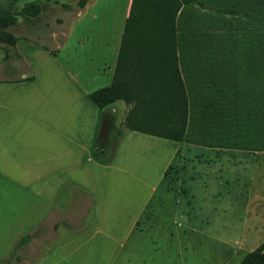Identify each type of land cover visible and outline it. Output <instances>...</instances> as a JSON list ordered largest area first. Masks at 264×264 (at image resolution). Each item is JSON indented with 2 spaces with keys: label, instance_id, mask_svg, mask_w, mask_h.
<instances>
[{
  "label": "crops",
  "instance_id": "1",
  "mask_svg": "<svg viewBox=\"0 0 264 264\" xmlns=\"http://www.w3.org/2000/svg\"><path fill=\"white\" fill-rule=\"evenodd\" d=\"M93 1L86 0L75 17L86 11L92 18L98 17L88 10ZM252 1L264 5V0ZM130 3L126 0L118 22L114 10L111 14L115 22L107 28H89L88 34L83 31L81 40L87 39L89 44L83 46L84 50L80 43L74 45V50L81 47V56L75 51L60 60L58 51L37 47L35 50H43L50 57L44 65L28 66L15 78L0 77V260L6 264H135L133 259L139 250L147 246L152 252L159 249L151 232L156 222L150 203L156 191L190 194L192 185L188 182L201 178L193 167L188 172L190 148L200 149L193 152L198 162L212 160L204 151L215 153L214 158H218V151L221 155L234 152L233 139H227L222 147L185 137L170 144L169 139L124 126L114 151L107 152L101 137L104 122L117 126L127 106L118 100L98 108L89 94L112 82ZM249 3L251 0H190L177 12L175 29L184 8L193 7L201 16L218 11L235 18L244 16ZM92 32L97 36L92 37ZM200 32L210 41L214 30L202 25ZM217 45L218 51L213 43L181 48L176 30L177 68L187 99L190 88L199 98L234 92V82L228 83L219 66L224 56L228 60L226 46ZM197 47L199 64L189 63L187 59L192 56L188 51L196 52ZM230 57L232 64V52ZM3 58L0 56V67ZM148 59L147 55L133 58L125 65L132 84L161 79L157 84L161 85L165 80L158 58ZM250 74L253 76L252 69ZM212 75L218 77L213 80ZM261 123L264 137L263 119ZM145 144L156 154L139 149ZM179 153L185 169L166 174ZM143 155L160 160L159 171L141 169ZM139 194L143 196L140 201ZM255 195L245 206L247 234L250 228H264V188ZM186 230L185 226L184 233ZM21 238L24 240L18 243ZM261 240L248 239L246 243L256 245L247 253Z\"/></svg>",
  "mask_w": 264,
  "mask_h": 264
},
{
  "label": "rangeland",
  "instance_id": "2",
  "mask_svg": "<svg viewBox=\"0 0 264 264\" xmlns=\"http://www.w3.org/2000/svg\"><path fill=\"white\" fill-rule=\"evenodd\" d=\"M81 1L0 0V31L8 32L15 38L14 44L0 42V47L5 48H0V56L4 55L0 77L15 78L21 70L26 72L28 66L36 63L44 65L50 57H46L43 50H35L37 47L48 48L54 53L58 51L60 60L75 51L81 56V47L74 50V45L80 43L83 47L89 44V40H81L83 31L88 34L89 28H107L115 22L111 14L114 10L116 22L125 12L126 0H96L88 10H93L98 17L92 18L86 11L77 18L75 16L82 8ZM248 6L244 16L235 18L218 11L215 15L201 16L194 12L193 7L180 12L176 25L179 46L192 49L193 45L199 47L213 43L218 51L217 44H223L228 60L224 56L219 66L228 83L234 82V92L202 98L190 88L184 137L192 142H214L219 147L224 146L227 139H233L234 152L221 155L218 151V158H214L215 153L204 151L212 160L198 162L193 158V152L200 149L190 148L188 172H192L193 167L200 172L201 178L188 182L192 185L190 194L166 192L164 189L156 191L150 203V207H154L156 222L151 232L159 249L152 252L147 246L139 250L133 259L135 264H238L256 245L246 243L248 239L264 240V228H250L247 234L244 227L248 200L255 198L256 191L264 188V137L261 133V119L264 123V5L261 2L257 5V1L251 0ZM202 25L214 30L210 41L200 32ZM93 33L92 37L97 36ZM198 47L196 52L188 51L192 56V59H187L189 63L199 64L195 57L200 54ZM247 62L252 65L251 68ZM257 69H260L259 74H256ZM124 76L127 83H133L128 73ZM215 76L212 75L213 80ZM160 81L137 82L131 87L134 90L144 85L150 88ZM126 106L123 120L117 126L104 122L101 137L105 139L107 152L113 149L124 131V120L130 108V105ZM167 141L170 144L174 142ZM139 149L149 154L157 152L150 151L146 144ZM140 160L141 169L152 173L159 171L160 160L146 159L144 155ZM185 167L179 153L168 172ZM170 177L174 180V176ZM142 198L139 194L138 200ZM185 226L187 230L184 233ZM188 226H191L189 230ZM243 241L245 244H242ZM143 257L145 262H142Z\"/></svg>",
  "mask_w": 264,
  "mask_h": 264
},
{
  "label": "trees",
  "instance_id": "3",
  "mask_svg": "<svg viewBox=\"0 0 264 264\" xmlns=\"http://www.w3.org/2000/svg\"><path fill=\"white\" fill-rule=\"evenodd\" d=\"M189 2L190 0H131L122 51L112 82L89 94L98 108H104L116 100L130 105L124 120V126L128 130L173 141L184 139L188 107L177 68L175 19L180 7ZM84 3L85 0H82L80 6L83 7ZM0 42L14 44L15 38L8 32L0 31ZM146 55L149 56L148 61L153 56L158 58L164 69L162 75L165 80L161 85L156 84L150 88L144 85L133 91L131 84L124 78L125 65L130 59H143ZM166 174H169L168 169ZM23 240L21 238L18 243ZM0 264H6L5 260H0ZM238 264H264V241L248 252Z\"/></svg>",
  "mask_w": 264,
  "mask_h": 264
}]
</instances>
